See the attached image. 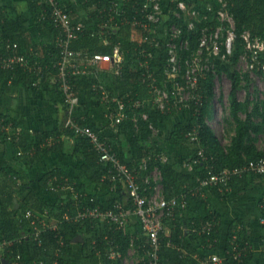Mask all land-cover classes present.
<instances>
[{"label": "trees", "instance_id": "obj_1", "mask_svg": "<svg viewBox=\"0 0 264 264\" xmlns=\"http://www.w3.org/2000/svg\"><path fill=\"white\" fill-rule=\"evenodd\" d=\"M32 1L33 2L29 1L31 13L35 16L34 19L37 20V23H41L38 21L40 8L37 5V0ZM97 1L100 3L99 6L104 4L108 5V2H110L109 0H95L94 2ZM184 1L188 4H194L199 10L205 11V7L199 5L201 0ZM132 5L133 3L130 1L123 6L128 14L132 12L130 10ZM228 10L235 22L236 40L233 56L230 58L234 62V66L240 56L245 52L244 41L240 37L243 31H249L252 37H264V0H229ZM127 13L125 14L127 15ZM208 14V21L197 23L191 32L186 33L184 31V35L190 42V49H194L197 46L200 29L203 25H209L213 28L217 25L214 14ZM122 16L123 14H120L116 19L120 20ZM44 25L49 26L48 24ZM89 27L91 28L93 25H89ZM49 29L54 30L51 26H49ZM88 31L89 29L86 30L83 36H80L71 43L72 49L83 50L85 52L88 51L92 54H106L111 51V47L100 44L99 38L89 37V34H87ZM132 31L133 27L123 26L116 31H111L109 34L111 43L123 41L127 43L129 47L122 75L117 77L108 72H102L98 75L99 80L97 79L98 76L95 77L93 74L73 77L71 83L74 95L76 97L80 90H84L86 97L95 96L97 103L102 94L100 89H96L93 86L101 84V86L105 87L110 97L114 96L111 94L114 92L118 94L119 99L125 102L127 105V116L124 121L116 125L114 124L116 126V132L110 135L107 141L111 144L112 149L116 152L121 162L125 163L132 172L137 173V180L141 186H146L145 180L148 179L147 177L150 175L151 182L149 179L148 181L151 185L159 184L163 186L162 197L166 200L176 199L177 202L173 208V218L163 220V230L160 234L161 246L158 253L159 262L160 264H197V262L191 258L193 250L182 240L180 224H176L175 221L180 220L181 223L183 219L182 216L186 218V216L191 213L193 217L188 220L189 222L194 220V222L189 224V230L193 226L198 227L206 221H211L215 226L213 227V232L208 243L207 237L203 235L193 236L198 240V244L199 242L205 243V246L208 247L205 250L208 249L212 251L211 249L216 248L218 244L221 243L219 239V228L220 223L222 224V222H224V220H221L223 216L212 210L210 201L201 196L202 192L205 189H210L211 194L220 202H225L228 198L236 199L240 195L251 190L255 182H262V175H256L254 173H245L241 176L234 175L230 178L227 185L224 186L222 184H208L203 186L201 182L208 181L211 175L210 173L219 172L224 168H234L247 161L264 157V152L256 150L253 139L251 138L253 133H260L264 130V118H261L260 123L254 122L253 118L261 116L258 113L259 106L257 104L245 119H240L239 114L241 112H247V101L239 102L237 100L236 91L238 90L239 75L235 71H230L225 64L219 63L216 65V72L219 74L226 72L232 81L228 96L230 101V115L237 124L235 135L231 140L228 152L223 151L214 130L206 121L211 110L210 103L213 101L215 95L214 75L210 72L205 75L206 78L202 80V84L200 85L199 92L201 93V100L191 103V121L187 124L182 122L175 123L173 129L166 138V141L170 145H178L181 149L193 152L194 155L189 158L187 163H184L186 161L183 159L180 160L181 167L183 164L182 168H178L170 159L167 161L165 160V162L161 161L158 158L160 151L156 148L155 142L149 144V125L154 124V126L159 127L165 124L167 120L170 122L171 118H169V113H161L146 106H142L138 109L134 108L132 111L128 108V103L134 102L138 100V98L143 99L147 96L148 87V80H145V82L143 81V69L140 66V62L143 59L139 58L136 54L134 49L136 47L135 43L130 41V33ZM26 32L25 20L14 8L0 7V53L2 55H8L9 50L6 47L7 44L11 47L16 44L18 47L16 48L18 54H23L30 60H34V58L35 60L40 59L39 62L41 66H43L41 78L35 75V73L24 71L21 68H18L14 74L0 69V81H11L13 85L16 86L18 84L23 85L25 88L31 89L36 95L42 93V89H46L44 88L45 86L50 88V90H54L51 89V79H49V76L52 77V73L56 71L50 68V54L56 53V51L55 49L53 50L52 45L49 47V51L38 49L40 54H34L35 49L30 51L27 48L29 45L27 43L28 38L25 36ZM165 56L166 52L163 50L162 60L164 61ZM246 81L249 82L247 75ZM33 83H36V85H33ZM59 95L60 98L58 102L64 107V110L67 111L68 105L65 104L62 94ZM89 107H91V104L86 107V110ZM142 113L147 114V118L138 117L137 121H135L134 116H141ZM76 120L80 122V119ZM9 121H11L10 118L0 120L2 141H6L7 135L4 133V127L8 125ZM80 123L88 125L95 131H98L88 120ZM13 125H15V127L17 126L15 121H13ZM12 129L15 131L14 127H12ZM62 135L71 136L74 139L72 156L81 157L82 159L80 169L84 181L76 177L68 176L62 171H51L41 175L36 182L34 181L33 183H35L39 189L45 190L49 182V184L53 186H58L64 183V179L67 178L69 186L72 187L77 194L85 195V197H81L82 200L79 199L81 205H87L92 208L96 206L108 208L116 201L122 203L127 199L125 207L127 210L130 209L129 196L125 194L124 187L121 183H113L108 179H103V175H105L108 166L98 161V155L96 151L92 149L89 142L84 138L75 136L71 131L64 129L62 124L61 129H57L54 132L23 131L19 136H13L10 143L14 148H18L24 152H27L29 149H34V157L30 159H26V157L21 158V160L24 159L25 166L28 167L37 164L52 152H61L60 143L43 148L41 144L45 143L48 138L53 137L56 139V137ZM105 136L106 135L101 133V137L105 138ZM193 136L194 139L190 140V137ZM125 145H127V150ZM198 152L203 153L204 159H200V162L197 164H192V160L198 157ZM143 160H146L145 168L141 167ZM154 169H157L160 174V179L155 181L153 180L154 178L152 179L151 177V173ZM17 174L16 169L11 166L5 164L0 167V241L11 242V245L7 246L2 252L3 259L9 260L11 263L18 262L17 264H68L71 245H74L71 244V240L75 236L81 235L84 238L82 254L86 259L92 260L91 262L94 261L93 259L97 256L96 252L99 250V260L101 264H123V261L129 258L128 254H132L130 251L132 249L134 254L132 259H138L137 264H149L150 256L147 251V240L144 239L141 226L137 220L135 224L132 223V225H136L140 230L138 231V229H134L133 226L127 224L125 232L110 229L106 222H95V229L91 228V226L94 225V221L92 220H83L70 224L64 223V225L59 228L58 235L56 236L53 231H46L43 233L40 238V246L37 245L38 242L33 240L32 237H24L23 235L30 232L27 231L26 221L21 218L25 210L32 209L36 212H43L44 209H48L53 215L58 216L63 212L64 208L72 206V201H74V199L72 198V201L69 198L56 199L52 205L47 200L44 201L39 198L33 190L32 183L29 184L20 181ZM54 177H57V181L55 180L53 182L52 179ZM88 183H90L92 187L98 186L100 195L89 193L87 189ZM111 188H113V191ZM226 188H229V190ZM70 192L73 193L72 191ZM145 193L149 197V194L147 192ZM16 197L18 200H16ZM90 199H92V202ZM15 202L18 208H15ZM181 204H184V206L181 207ZM9 206L15 209H9ZM257 206L262 209L260 210L261 213H264V191L257 201ZM57 211L60 212L56 214ZM14 213H17L15 217ZM179 214H181V216L178 217ZM237 221L238 219H235L225 227L226 230L224 231L225 235H223V243H225L224 253L226 256H222L225 257L226 264H249L253 258L251 244L248 241L245 229L239 226V221ZM168 227L170 233L165 234V228ZM108 228L110 230H108ZM58 238L63 240V246H60ZM213 239L216 240L211 241ZM131 241L133 243L132 245ZM168 242L177 245V247H183V250L179 251L168 247ZM210 242H212V244L209 246ZM234 245H236V251L233 250ZM60 247L62 252L58 253V257H56L55 250ZM111 247L118 254V256L113 259L108 258ZM241 249L244 251L240 259L237 260L233 258L232 252L234 254L240 252ZM17 255H19V259L16 258ZM134 260H132V262ZM1 262L2 261H0V264H2Z\"/></svg>", "mask_w": 264, "mask_h": 264}, {"label": "built area", "instance_id": "obj_2", "mask_svg": "<svg viewBox=\"0 0 264 264\" xmlns=\"http://www.w3.org/2000/svg\"><path fill=\"white\" fill-rule=\"evenodd\" d=\"M130 1L133 3L130 9L132 12L130 11L131 13L128 14L123 6ZM228 1L212 0L206 5L205 11L201 13L194 4H188L184 0H110L108 5L99 6L100 3H98L92 6L93 19L92 16L86 15L85 18L76 21L71 10L61 0H37V5L40 8L38 21L53 27L55 32L53 50L55 49L56 53L50 54V68L56 71L52 73V79L56 84V89L62 94L65 104L68 105V114L63 120L62 127L89 142L98 155V161L108 166L103 179L108 178L113 183H121L126 189L131 205L128 210L125 207L126 203L118 201L104 210L87 206L74 218L64 215V220L99 219L106 222L110 229L123 230L134 217L147 237L149 264H160L158 253L161 246L160 234L163 230V220L173 218L176 199H164L160 195L159 184H152V186L149 183L148 179L151 180V178L147 177L146 186H141L137 180V173L132 172L125 163L121 162L111 144L101 137L99 132L80 123L72 116L71 109L75 98L71 80L73 77L87 74H93L97 77L102 72L120 77L129 49H125L123 41L111 43L109 34L120 27L129 26L133 27L130 39L135 43V52L139 58L143 59H141L140 66L143 69V81L148 80L147 86L152 107L161 113H170L173 109L182 107L184 100L179 96L176 87L181 85L200 89L202 80L206 78L205 75L211 72L208 66L201 65L202 57L224 60L233 56L236 33L234 19L228 10ZM208 13L214 14L217 25L215 28L211 26L205 28L204 25L201 27L197 46L194 52H190L189 59H187L188 56H184L183 53L190 49V42L184 35V31L186 33L191 32L197 23L208 21ZM120 14H123L122 18L117 20L116 18ZM89 25H93V27L90 28ZM87 29H89L87 33L89 37L99 38L100 44L111 47V51L106 54H92L88 51L72 49L71 43L83 36ZM240 37L244 41L245 52L239 59H244L251 69L257 65L264 69V38L252 37L247 30L243 31ZM161 38L164 39L163 43H161ZM6 47L9 54H4V56L0 53V68L9 71L21 68L24 71L35 73L41 78L43 66L39 60L33 61L23 55H18L16 44L12 47L7 44ZM163 50L166 52L164 63L160 68H153V54L158 56L159 61H162ZM162 75L166 79L162 84H159L157 78ZM93 87L101 90L103 101L113 99L101 84ZM200 100L201 93L198 91L192 102H199ZM237 100L241 102L238 98ZM116 102L117 107L109 114L111 121L115 124L127 116L125 102L122 99H116ZM212 103L213 101L210 106ZM128 105V108L132 110L141 108L143 103L136 100L128 103ZM143 117L147 118V114H143ZM149 129H153L152 124L149 125ZM4 130L8 132V126L4 127ZM17 154L21 156L23 153L19 150ZM197 156L192 160V164H197L200 159H204L202 152H198ZM158 158L161 161L166 160L161 155H158ZM145 161L143 160L141 165L143 168L146 167ZM155 171L156 169L151 173L152 179ZM245 173L262 175L264 181V158L250 160L234 168H224L219 172L210 173L209 180L201 183L203 186L208 184H222L224 186L234 175L241 176ZM153 180L155 181V179ZM49 186L53 189L52 184ZM61 187L73 191L66 180L61 184ZM111 190L113 191V188ZM145 192L149 194V197ZM74 194L78 198L85 197L82 194ZM90 201L92 202V199ZM183 206L184 204H181V207ZM21 218L26 221L27 227L31 228L30 232L23 236L32 237L40 245L41 235L49 230L47 225L39 217V214L32 209L25 210ZM261 224H264V219H261ZM214 226L213 222L206 221L198 227L193 226L190 233L210 237ZM59 241L62 242V239L59 238ZM10 245L11 242L0 241V258L5 248ZM167 246L176 247L170 242L167 243ZM233 250L236 251V245L233 246ZM232 255L238 260L240 253L233 254L232 252ZM116 256L118 254L111 247L108 258L113 259ZM16 258L19 259V255ZM126 261L124 260L123 264ZM200 264H226V261L222 255L208 254L200 260Z\"/></svg>", "mask_w": 264, "mask_h": 264}, {"label": "crops", "instance_id": "obj_3", "mask_svg": "<svg viewBox=\"0 0 264 264\" xmlns=\"http://www.w3.org/2000/svg\"><path fill=\"white\" fill-rule=\"evenodd\" d=\"M29 1L33 2L32 0H7V1L0 0V7H2V8L3 7H12L17 11V13H19L21 15V17L25 20V26H26V30H27V32H26L27 35L25 33V36H27V38H28L27 43L29 45L27 48L30 51H33L35 49L34 54H40L39 53L40 51L38 49L43 50V51H49L50 50L49 47L54 45V41H55L54 33L55 32H54V30L49 29V26H46L44 24L38 23L39 25H42V26H40V27H39V25L35 26V23L37 22V20L34 19L35 16H33V14L31 13V10L29 8ZM61 1L63 3H65L68 6V8L70 7L69 9L71 10L73 18L76 21H80L81 19L85 18L86 15L89 17L92 16V19L94 18V15L92 13H90L88 15V13L81 12L82 10L78 11V9L75 7V5L78 2H75V0H61ZM88 1L91 2V6L98 3V1L94 2L95 0H88ZM89 5H90V3H89ZM79 12H81V13H79ZM37 27L39 28L38 31L35 30V28H37ZM16 48H18V47H16ZM18 55H23V54H18ZM23 56H25V55H23ZM34 60H35V58H34ZM38 60H40V59H38ZM0 69L4 70V71H8V72L13 73V74L16 72V70L15 71H9L7 69H2V68H0ZM97 79L99 80V76L97 77ZM108 84H109V82H108ZM44 88H46V89L42 90V93L36 95V94H34V92H32L31 89H27L23 85L18 84L16 86V85H13V83L11 81H7V82H1L0 81V120H5V118L11 119V121H9L8 125H7L9 128L8 132L4 130V133H6V135H7L6 141H2V136L0 133V151H1L0 162H5L6 165L15 168L17 173H18L17 174L18 179L20 181H22V182L27 181V183H29V184L32 183L34 192L36 193V195L39 198L43 199L44 201L47 200L48 202H50L53 205L54 202L50 201L49 198L52 199L53 197L57 198L58 196H60V199H62V198H66V196H67L71 201L74 199V201H72L73 202L72 206L68 207V208H64L63 212H61V214L58 216L53 215L48 209H44L43 212H36L35 211L37 214H39V217L43 220V222L47 225V227H48L47 229H49L47 231H50V232L53 231L55 233V236H56V235H58L59 228H61V226L64 225V223L70 224V223H75V222H79V221H83V220L94 221V225L91 226V228L95 229L96 228L95 222L97 223V222H104V221L99 220V219H91V218L79 219L77 221L64 220V217H63L64 215H69L72 218H74L80 212H82L85 207H87V205H81L80 204L81 201L79 199L82 200V198H78L74 194V193H77L74 189L72 191L73 193H71L70 191H69V193H67L68 190L61 187L60 184L58 186H53V189H52V187L49 186V183H50L49 182L47 184L45 190H41L35 185V183H33L34 181L36 182V180L41 175L47 174L51 171H62L63 173H65L68 176L76 177V178L80 179L81 181H84V177H83V175L81 173V169H80L82 159H81V157H73L72 156V150H73V146H74L73 137L62 135V136L56 137V139H54L53 137L48 138L45 143L41 144V147L42 148L43 147H51L54 144L60 143L61 149H62L61 152H52L50 155L44 157L41 161H39L37 164H33L32 166H28V167L25 166L24 159H22V160L16 159V162H13V158L8 156V152H11L12 149L14 151L20 150L18 148H14L11 145L10 142H11V139L13 136H17V135L19 136L20 134L23 133V131H28V132H33V131L54 132L57 129H61V124L63 123V120L65 119V117L67 116L68 113L66 110H64V107L58 102L59 101L58 96H55L54 93H52V92L50 93V88H48L46 86ZM51 91H53V90H51ZM113 94H114V96H111V98H113L112 100L103 101L100 98L97 103L91 105V107H89L86 110V107L89 106V103L85 104L86 93L84 90H80L76 97L74 95L75 102H74V105L71 109L72 116L76 119H80V122L87 121V120L90 121L92 123V125H94L96 127V129H98V131L96 130V132H99L100 135H101V133L106 135L105 139L107 140V138H109L110 135H112L113 133L116 132V129H115L116 124L113 121H111L109 114L111 113V111L113 109L115 110V108L117 107L116 99L121 100V99H119L117 93L113 92ZM149 95H150V93H149V89L147 87V96L143 99L138 98V100L142 101L143 106L155 109L154 107H152L151 98L148 97ZM108 102H112V103L109 105ZM258 106H259L258 113L261 116H257L254 119V122L259 117L264 118V99L260 100V103H258ZM155 110L158 111L157 109H155ZM126 112H127V110H126ZM143 114H145V113H142L141 116L139 115V117L144 118ZM124 120L125 119H123L122 121H124ZM13 121L16 122V124H17L16 127H15V125H13ZM12 127H14L15 131H13ZM8 137H10V139H8ZM154 142L155 141H153V143ZM161 143H159V144L155 143V144H156V148L160 151V155L162 157H164L165 152H167L166 150H171V146L168 142H167V144H162V145H161ZM163 145H165V146H163ZM3 147H5V149H4L5 153L3 151ZM28 151L27 152L22 151L23 154L21 156H19L17 154V152H16V154L19 158H25L26 157V159H30V158L34 157V155H35L34 149H29ZM163 162H165V161H163ZM1 165H0V167H1ZM13 178H15V177H13ZM148 178H150V175L148 176ZM106 179H108V178H106ZM52 180H53V182L55 180L57 181V177H54ZM64 180H66L68 182L67 178H65ZM257 182H261V181H257ZM257 182H255V184ZM255 184L253 187L256 190L258 189L259 192L264 187V185H262V186L257 185L256 186ZM87 189H88V192L91 194L100 195V191L98 190V186L92 187L90 185V183H88ZM123 189H124L125 194L127 195L126 189L125 188H123ZM263 191H264V189H263ZM263 191H262V193H263ZM262 193H261V195H262ZM259 196H260L259 193H257V197H256L257 199L253 197L251 199L250 204L253 203L254 206L255 205L257 206V201H258ZM210 197H212V196H210ZM236 199L228 198L225 202H221V204H228L229 200L234 201ZM126 200L127 199H125L124 201L122 200V201L124 203H126ZM54 201H56V199ZM129 201H130V199H129ZM246 207L247 206H244L242 202H240V203L235 202V204L232 205V208H227L226 206H223L222 209L224 212H227V218L229 215V218L233 217L235 219H238L239 226H241L243 229H245V231L247 233L248 241L251 244V248H252V252H253V258L249 262V264H264V255H263L264 249L262 250L260 244H258V242H261V241L264 242V224H261V219H264V213H261L260 210H262V209H260V208H258V210H256V209H254L255 207H251L250 209H245ZM15 208H18L17 203L15 205ZM95 208H99L101 210L107 209V208H101L100 206H96ZM130 208H131V206H130ZM222 209L219 212H221ZM59 212L57 211L56 214H58ZM216 212L218 213L217 210H216ZM19 214H20V212H19ZM218 214L222 215V213H218ZM179 216H181V214H179L178 217ZM221 220H224V219L222 218ZM135 221H136V219L134 217H132L130 220L131 224L129 223V225L133 226L134 229H138V227L136 225L135 226L132 225V223L135 224ZM227 221L230 222L231 220L227 219ZM175 222H176V224H178V223L180 224V229L182 231V240L186 245H189V247L193 250V252L191 253V258L194 259L197 262V264H200V260L203 259L206 254H219V255L224 254L225 243L222 244V242H224L223 235H225L224 231L226 230L225 227L227 224L225 225L223 222H222V224L220 223L219 239L221 240V243H219L216 248L211 249L212 251H209L208 249L205 250L206 248H208L205 246V243L199 242V244H198V240L193 235H191L189 227L188 228L186 227L185 218L182 219L181 223H180V220L175 221ZM192 222H194V220L190 221L189 223H192ZM200 223H202V222H200ZM52 227H55V228H52ZM50 228H52V229H50ZM125 229L120 230V231L125 232ZM165 229H166L165 234H169L170 233L169 227L165 228ZM29 230H31V228L27 227V231H29ZM108 230H110V229L108 228ZM139 230L140 229H138V231ZM143 235H144V239H147L144 232H143ZM210 237H207V243L210 241ZM80 238H83V236L77 235L71 240V244H74V245H71V252H70V255L68 258L69 259L68 264H89V262L92 261V260L86 259L83 256L82 245L84 243V240H82V241L77 240ZM213 240H216V239H213ZM213 240H211V241H213ZM58 241H59V238H58ZM211 243L212 242H210L209 245ZM59 244H60V246H63L64 245L63 240H62V242L59 241ZM37 245L40 246L39 244H37ZM220 246H222L223 248ZM179 247H177V245H176V247H173V248L177 249L179 251H181V249L183 250V247H181V246H179ZM170 248H172V247H170ZM263 248H264V246H263ZM95 251H96V249H95ZM243 251L244 250L241 249V251L239 252L240 253L239 259L242 256ZM60 252H62L61 247L55 250V256L58 257L57 254ZM206 252H208V253H206ZM96 253H97L96 254L97 256L95 257V259H93L94 260L93 262H98L99 264H101V261L99 260V258H100L99 257V255H100L99 250ZM28 255H29V253H28ZM2 256L3 255H1L0 261L3 260Z\"/></svg>", "mask_w": 264, "mask_h": 264}, {"label": "rangeland", "instance_id": "obj_4", "mask_svg": "<svg viewBox=\"0 0 264 264\" xmlns=\"http://www.w3.org/2000/svg\"><path fill=\"white\" fill-rule=\"evenodd\" d=\"M2 1H7V0H2ZM210 1H212V0H201L199 5H201L202 7H206V5ZM75 2H78L75 5V7L78 9V11L82 10L81 12L88 13V15L90 13H92L91 12L92 6L89 5L90 1H88V0H75ZM203 11L204 10H200L201 13H203ZM81 12H79V13H81ZM39 24H41V23H39ZM39 24L36 22L35 26H38ZM40 26H42V25H39V27ZM204 27L210 28L209 25H204ZM35 30L38 31L39 28L37 27V28H35ZM262 38H264V37H262ZM130 41H131V39H130ZM163 41H164V39L161 38V43H163ZM124 47H125V49H129L127 43H124ZM195 48L189 49L188 51L184 52L183 55L188 56L187 59H189L190 52H194ZM219 59L220 58L202 57L201 65L202 66H208L211 69L210 71L213 73L214 79H215V84H214L215 95H214L213 103L210 106L211 110H210L209 116L207 117V123L214 130L223 151L228 152V148L231 144L232 138L235 135V128L237 125L233 121V119L231 118V115H230V101H229L228 96L230 93L232 81L226 72H222L221 74L217 73L216 72V65L219 63H223L228 67V69L230 71H235L239 75L238 90L236 91V96L241 102L247 101V112L246 113L241 112L239 114L240 119H245L248 116V114H250V112L254 108V106L257 105L258 103H260V100L264 99V69L260 65H257V64H256L257 66H255L251 69L249 67V64L244 59H242V60L239 59L234 66H233L234 62L231 59H224V60H219ZM163 63H164V60L159 61L158 56L153 54V68L154 67L160 68ZM246 75L248 77L249 82L246 81ZM49 79H51L50 80L51 89H54L53 91H51V90L50 91L52 93H54L55 96H58V98H60V95H59L60 93L56 89L55 82L53 81L52 77H50V76H49ZM157 79H158V83L162 84L164 82V80L166 79V77L164 75H162L161 77H159ZM171 87H172V85H171ZM176 88L179 91V96L182 97V99L184 100V105L182 107L173 109L169 113V115H170L169 118H171L170 122L167 120V122L165 124H162L159 127L154 126V124H153V129H150V134H149V138H148L149 144H153V141H155V143H157V144L162 142L161 145L167 144L166 138L169 135V132L173 129V126L175 123L182 122L184 124H187L188 122L191 121L190 105H191L192 101L194 100V98L197 96V92L199 91V88L197 89V87H184L181 85L177 86ZM42 90H44V89H42ZM111 94L114 95L113 93H111ZM148 97L151 98L150 95ZM87 103H89L91 105L95 104L96 103L95 96L86 97L85 104H87ZM108 103L110 105L112 102H108ZM130 111H132V110H130ZM138 117L139 116H136V117L134 116L135 121H137ZM253 119H255V118H253ZM255 122L260 123L261 118L259 117L257 120H255ZM186 137H189V136H186ZM251 138L253 139V144H254L256 150H258L260 152H264V130L260 133H254L251 136ZM193 139H194V136L190 137V140H193ZM163 146H165V145H163ZM170 146H171V150H166L167 152H165L164 158L166 159V161L168 159H170V161H172L174 164H177L178 168L183 167V164H182V167L180 166V160L183 159L184 161H186L184 163H187L189 158H191L194 155L193 152L186 151L185 149H181L178 145L177 146L170 145ZM125 148L127 150V145H125ZM4 149H5V147H3V151L5 153ZM17 151H14L12 149L11 152H8V156L13 158V162H16V159L21 160V158H19L16 154ZM0 155H1V151H0ZM0 164L5 165L6 163L0 162ZM153 178L155 180L160 179V174H159L158 170L153 172ZM24 183H27V181H25ZM262 183L257 182L255 185L256 186L257 185L262 186V185H264V181H262ZM263 189H264V187H263ZM263 189L260 190V192H259L258 189L256 190L253 187L246 194L240 195L236 200H234V201L229 200L228 204H221V202L218 201L211 194L210 189H205L202 192L201 196L204 197L206 200L210 201V206L212 207V210H214V211L217 210L218 213H222V216L224 219L223 223L226 225V224L232 222L235 218H233V217L229 218V215L227 218V212L223 211V209H222L223 206H226L227 208H232V205L235 204V202H237V203L242 202L244 206H247L245 209H250L251 207H255L254 209L258 210V207L256 205L254 206L253 203L250 204V202H251V199L253 197L254 198L257 197V193H259V195L261 196ZM159 190H160V195L162 196L163 186L159 185ZM67 193H69V191H67ZM210 196H212V197H210ZM260 196L258 197V199L260 198ZM67 198L68 197L66 196V198H62V199H67ZM55 199H60V196H58L57 198L53 197L52 199L49 198V200L52 202H54ZM16 200H18L17 197H16ZM9 209L14 210L15 208L12 206H9ZM221 209H222V211L219 212ZM16 214L17 213H14V217L16 216ZM192 217H193V215L191 213H189L186 216V218L184 216H182V218H185V220H186V227L187 228L189 227V224H190L188 219H190ZM227 219H229L231 221L228 222ZM129 223L131 224V222H129ZM81 240H84V238H81ZM222 244H224V243L222 242ZM258 244H260L261 249L263 250L264 249L263 248L264 243L261 241V242H258ZM220 247H222V246H220ZM130 251L132 254H128L129 258L127 259V261L124 264H137L138 259L137 260L132 259L134 254H133L132 249ZM132 260H134V261L132 262ZM2 264H16V262L11 263L9 260L3 259ZM89 264H99V263L98 262H91V263L89 262Z\"/></svg>", "mask_w": 264, "mask_h": 264}, {"label": "water", "instance_id": "obj_5", "mask_svg": "<svg viewBox=\"0 0 264 264\" xmlns=\"http://www.w3.org/2000/svg\"><path fill=\"white\" fill-rule=\"evenodd\" d=\"M77 240L82 241L81 238L80 239H77Z\"/></svg>", "mask_w": 264, "mask_h": 264}]
</instances>
